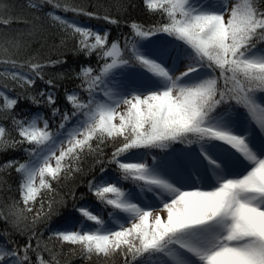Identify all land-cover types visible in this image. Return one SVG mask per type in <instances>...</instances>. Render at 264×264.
I'll return each mask as SVG.
<instances>
[{
  "label": "snow or ice",
  "instance_id": "snow-or-ice-1",
  "mask_svg": "<svg viewBox=\"0 0 264 264\" xmlns=\"http://www.w3.org/2000/svg\"><path fill=\"white\" fill-rule=\"evenodd\" d=\"M45 4L53 9L46 16L78 37L75 51L95 55L98 66H79L78 90L65 89L61 108L45 70L67 60L23 54L33 21L16 17L31 27L0 31L8 57H0V154L28 157L0 162V187L14 171L20 194L0 201V264H64L48 241L71 246L86 264H264V0H143L159 19L126 22L132 35L112 41L57 11L119 19L67 0L29 7ZM37 79L48 87L32 94ZM16 87L24 91L10 95ZM28 101L49 115H22ZM87 156L100 175L57 199L61 180L83 172ZM89 194L95 201L81 203Z\"/></svg>",
  "mask_w": 264,
  "mask_h": 264
},
{
  "label": "trees",
  "instance_id": "trees-1",
  "mask_svg": "<svg viewBox=\"0 0 264 264\" xmlns=\"http://www.w3.org/2000/svg\"><path fill=\"white\" fill-rule=\"evenodd\" d=\"M33 0H0V18L10 16L13 18L14 22L5 26L0 25V31L7 33L9 36L16 35L18 32H24L31 27V24H24L22 22H15L16 17L21 19H28L33 21L36 25V31L33 35L23 37L27 41V48L23 50V54L30 56H37L42 62L48 60H67V63L56 64L55 66L48 67L46 71V78H55L58 84L57 94L59 96V105L61 108L68 107L64 101V91L65 89L71 91L77 89L79 81L75 79L74 73L78 71L81 64H90L94 68L98 66L96 56L93 55L91 58H85L83 54H79L75 51L78 37H67L64 30L58 26L57 22H53L46 13L53 11L50 5L45 4L43 9L40 11L33 10L29 7V4ZM63 2V0H61ZM68 3L74 6H81L85 10L90 12H96L100 16L108 14L113 18H117L120 24L111 25L102 19L89 18L83 15H74L72 12H63L62 10L57 11V14L62 17L76 18L82 22L88 23L95 31L104 32L105 30L110 32L109 40H115L123 35H132L130 28L127 26L126 22L137 21L141 24L148 25L154 23L159 17H150L146 11L143 0H67ZM167 39H171L168 37ZM121 47H123V40L120 41ZM0 57L8 58L0 53ZM132 70H130L131 72ZM61 74L63 76L61 77ZM47 85L37 79L35 85H33L28 91L32 94L38 93L42 89H47ZM78 90V89H77ZM24 89L16 87L14 91L9 92L11 95H15L16 92H23ZM86 96V93L83 94ZM22 109V115L27 114L29 111L35 113L40 112L42 115H49V110L45 107H36L31 104L30 101L25 102L20 105L18 111ZM240 111H244L240 109ZM59 123V118L52 123L51 127L53 130L57 127ZM8 125V122L5 121ZM15 136V132L12 133ZM112 151L111 146L105 148V153L110 155ZM158 151V150H157ZM15 156L21 161L26 160L28 157L23 152V150H18L16 152H8L0 154V162L6 161L10 157ZM147 162H152V156L145 157ZM81 167L83 172L76 174L75 176H70L67 179H62L61 184L57 187V199L60 197H67L69 189L75 188L77 195L80 192H85V185L89 179L93 176H99V165H95L94 158L92 156H87L84 158ZM114 166L109 167V173L113 176L115 182L119 178V174L113 171ZM7 183L0 187V201H7L9 203L12 200L19 199L18 182L19 178L17 174L13 171L10 176L5 177ZM122 187L126 189L132 188V183L130 181H120ZM56 187L55 183L53 184ZM95 201V197L88 195L85 201L81 203H91ZM99 207L103 208L102 205ZM107 211V210H105ZM39 231L45 234L47 237L48 228L46 225H39ZM20 243H24L25 237L17 235L15 237ZM49 247H55L57 251L63 253L62 259L64 264H86L85 261L81 259L78 254L70 253L68 249L71 247L69 245H63L62 247L56 241H48ZM108 264H117L115 260L108 261Z\"/></svg>",
  "mask_w": 264,
  "mask_h": 264
},
{
  "label": "rangeland",
  "instance_id": "rangeland-1",
  "mask_svg": "<svg viewBox=\"0 0 264 264\" xmlns=\"http://www.w3.org/2000/svg\"><path fill=\"white\" fill-rule=\"evenodd\" d=\"M238 2H240V0H238ZM66 19H68L69 21H72V22H75L81 26H85V27H91L88 23H85V22H82L76 18H68V17H65ZM10 94V93H9ZM11 95V94H10ZM122 110V109H121ZM241 120L243 121L244 120V117L243 115H241ZM39 183V178H37V184Z\"/></svg>",
  "mask_w": 264,
  "mask_h": 264
}]
</instances>
